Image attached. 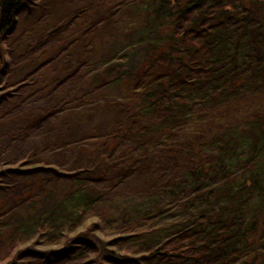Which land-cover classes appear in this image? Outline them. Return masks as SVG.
Masks as SVG:
<instances>
[{
  "label": "rangeland",
  "instance_id": "obj_1",
  "mask_svg": "<svg viewBox=\"0 0 264 264\" xmlns=\"http://www.w3.org/2000/svg\"><path fill=\"white\" fill-rule=\"evenodd\" d=\"M149 1L26 0L6 33L0 66V264H127L104 250L118 224L212 161L210 147L221 131L246 129L264 114V91L246 92L223 104L201 103L174 128L138 134L162 116L144 119L133 112L167 67L153 60L118 86L100 75L114 42L144 26L143 4ZM72 193L90 197L87 206L77 207L90 235L86 243L49 247L11 221L37 210L46 197L73 202ZM96 222L103 224L98 232Z\"/></svg>",
  "mask_w": 264,
  "mask_h": 264
},
{
  "label": "trees",
  "instance_id": "obj_2",
  "mask_svg": "<svg viewBox=\"0 0 264 264\" xmlns=\"http://www.w3.org/2000/svg\"><path fill=\"white\" fill-rule=\"evenodd\" d=\"M25 2L0 0V66L4 37ZM143 6L144 26L114 42L100 75L118 86L153 60L167 67L133 112L144 119L162 116L138 134L174 128L201 103L218 105L264 91V0H151ZM210 149L212 161L118 224L104 243L110 256L127 264H264V114L246 129H224ZM70 195L73 202L46 197L37 210L11 221L49 247L86 243L90 235L77 207L87 206L90 197ZM102 226L96 222L94 231Z\"/></svg>",
  "mask_w": 264,
  "mask_h": 264
}]
</instances>
